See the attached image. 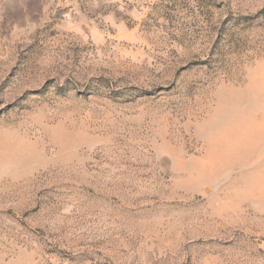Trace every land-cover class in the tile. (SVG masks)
I'll list each match as a JSON object with an SVG mask.
<instances>
[{
	"label": "rangeland",
	"instance_id": "1",
	"mask_svg": "<svg viewBox=\"0 0 264 264\" xmlns=\"http://www.w3.org/2000/svg\"><path fill=\"white\" fill-rule=\"evenodd\" d=\"M0 264H264V0H0Z\"/></svg>",
	"mask_w": 264,
	"mask_h": 264
}]
</instances>
